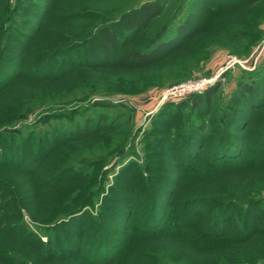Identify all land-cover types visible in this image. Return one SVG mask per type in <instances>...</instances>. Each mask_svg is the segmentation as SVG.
<instances>
[{"label":"trees","instance_id":"trees-1","mask_svg":"<svg viewBox=\"0 0 264 264\" xmlns=\"http://www.w3.org/2000/svg\"><path fill=\"white\" fill-rule=\"evenodd\" d=\"M258 1L182 0L167 9L174 0H150L105 18L95 14L97 2L102 5L104 0H16L14 5L0 0V264L65 263L47 233L81 221L84 213L60 224L56 220L94 207L104 193L106 178L96 172L109 159L86 158L79 151L102 139L103 131H114L117 117H109L108 103L84 102L93 94L126 93L117 82L133 81L136 75L143 78L144 89L158 81L172 85L212 55L209 43L238 46L257 37L264 22ZM103 17L105 23L90 24ZM153 23L154 35H144ZM81 29L87 34L78 38ZM143 38L149 40L144 43ZM16 50L24 58L10 55ZM164 69L170 70L166 77L145 76ZM171 76L168 82L165 78ZM219 89L213 85L165 105L156 117L163 129L153 128L150 138L162 150L154 155L163 157L155 169L162 175L144 183L137 174L127 181L132 183L129 189L109 187L104 201L112 204L113 213L107 222L97 216L87 219L96 227L91 238H79L82 259L74 264H175L170 255L177 261L183 258L184 264H264V114L254 115L264 106V73L242 77L226 116H213L206 125ZM37 104L47 112L29 122ZM248 106L250 114L244 111ZM185 110L190 114L182 119ZM162 118L166 120L158 121ZM107 143L120 152L122 143ZM208 144L210 153L203 155ZM177 149L183 155L175 154ZM172 165L177 171L169 177ZM79 182L83 187L71 193L60 187ZM190 188L202 193L188 198ZM61 207L65 209L59 211ZM139 210L142 218L133 231L143 227L140 233L153 240L120 244L107 235H119L117 225L126 227ZM208 213L212 216L204 219ZM260 244L257 255L251 252Z\"/></svg>","mask_w":264,"mask_h":264},{"label":"rangeland","instance_id":"rangeland-1","mask_svg":"<svg viewBox=\"0 0 264 264\" xmlns=\"http://www.w3.org/2000/svg\"><path fill=\"white\" fill-rule=\"evenodd\" d=\"M99 1H103V0H99ZM104 1L105 2L102 5H101L102 2H97L99 8L96 7L97 9H95L96 10L95 14L98 17H101L102 15L105 18L106 16L113 17L120 14L122 15L126 11L138 7L143 2L150 0H104ZM181 1L182 0H174V2H169V5L167 3L168 6L166 8L172 9L174 4H178ZM9 2L12 3V5H14L16 3V0H9ZM256 4L258 6L261 5L260 11L262 12L260 13L261 14L264 13V0H259L258 2H256ZM104 17L93 18V21L90 22V24L94 26H99L101 23L106 22L104 20ZM260 30H261V34L257 35V37L247 38L248 40L243 41L242 44L238 46H235L234 44L219 42V41L214 45L209 43L208 49L209 50L211 49L212 55L206 59L201 58V60L193 66L194 71L191 72L190 75H187L186 73L180 74L181 75L179 76L180 79L177 77L176 80L178 81H176L172 85L162 86L163 84H160V81L157 80L158 82L157 83L155 82L153 86L144 89L141 88V86L143 85L141 79L143 78L136 75L133 77V81L130 78H128V79H124L122 83L117 82L116 85L118 86V89H121V86L123 85L126 93L119 92L108 96H100L97 94H93L91 95L92 97H90V99L87 102H84L85 103L84 105H88L89 103H99V102L108 103L111 105L110 106L111 111L109 112L110 113L109 117H117V118L115 119L116 121H115L114 131L105 132V133L103 131L100 137L102 139H99L96 142L89 141L86 144V146L80 148V150L84 149V151H82L83 153L79 151L80 153L79 155H82L86 158H92L95 160L103 157L109 159L108 161L109 163L99 170L100 174L96 172V176L101 177L102 175H104L106 178L104 183V193L103 194L100 193L99 197L95 199V202L93 204L94 207H87L81 213L74 214L70 217L68 216L67 220L65 219L56 220L58 221V224H60L63 221H68L71 217L78 218L80 214L84 213L85 216L81 221L77 222L78 221L77 220L74 223H71L70 225L68 223V225L66 226L59 227L57 230L47 233V234L51 233L53 235V238L56 241V243L54 242L55 249H57V251H59V253H61L62 256H64L62 261L65 263L63 264H74L79 262V259H82L78 256L80 250L78 249L79 247L77 248V246L78 244H82L81 239L79 238L81 237V235L84 234L86 237L91 238L92 233L94 231V230L92 231L91 229H94L96 227L95 226L96 222H94L93 224L92 220L91 221L89 220V222H87V219H92L97 216L98 217L97 219L99 221L107 222L108 217L112 215L113 212L110 210L112 204L110 202L104 201L105 195L106 194L110 195V189H109L110 186L119 187V188L127 187V189H129L132 183H129L127 181H129L130 178L134 175L137 174L142 175L141 177H143L144 183H147L148 178L150 177L162 175L161 173L157 172V170L155 169L160 165L158 164V162L163 157L158 156L160 158L158 157L154 158V155L156 153H161L162 150L156 147L154 142L151 144L150 141L153 128L155 129L156 127H158L159 129H163L162 128L163 126L161 127V125H157L160 122L156 123L157 120L156 117L161 111H164V107L166 104L182 101L183 99L192 95L189 94L177 101H169L163 99L164 93L169 88L180 85L182 83H186L188 81H195L204 78L206 79L216 78L214 86L219 85L220 89L217 94L218 96L214 98L213 112L205 121L207 125L208 123H210L209 118L213 116L214 118L220 117L223 120V117L226 116V111H227L226 108H228L229 106V100H230L229 98L234 93V91H236L239 80L242 77H245L247 73H258V72L264 73V22L260 25ZM84 32H86L85 34H87V30L81 29L76 32L75 36L80 38V36L78 35H81ZM148 34H151L152 36L154 35V23L151 25L147 33H145L144 35H148ZM149 39L143 38V42L145 43V41ZM18 51L19 50H16L15 53H11V52L9 53L10 55H13L12 56L13 58L18 60L20 58H24L23 56L21 57L18 54ZM78 58L79 56H72V59L74 60ZM154 73L156 74L163 73L162 75L166 77L165 74H170V70L164 69L157 72L152 71L148 75L145 74V76H148L146 77L148 80L154 79L153 77L155 76ZM165 79H168V82L173 81L172 76ZM37 105L39 108L35 111V113L29 114V120H28L29 122L32 120L35 121L39 116L45 114L44 112H47V107L43 106L42 104L41 105L37 104ZM245 109H246L244 110L245 113H248V111L249 114L252 113V109L249 108V106L248 108L245 107ZM245 113L244 115H246ZM189 114H190L189 110H185L182 119H186L189 116ZM260 114H264V106L261 108L257 107V109L254 110L255 117ZM79 118L81 119V117ZM165 120L166 118H162V120H158V121H165ZM237 123L239 126H242L243 124L241 120H238ZM231 133L236 134L240 132L231 129ZM107 141L109 142L111 141L116 145L122 143V146H117L120 148L119 149L120 152L113 151V149H116L115 145H113V147H110ZM183 143L184 141L182 139L180 140V142H178V146H180ZM210 147L211 144L206 145V149L203 155L205 154L209 155ZM166 149L168 150V148ZM180 152L181 151H179V149L174 151V153L177 155H183V152L182 153ZM149 153H151V156ZM175 163H178V160H175ZM133 167L134 170L130 172V169ZM124 169H127L126 172H123ZM171 171L172 174L169 177H172V175L176 174L177 168L174 167V165H172ZM68 177L66 176L65 178L68 179ZM78 177L80 178L79 180L84 181V183H88L87 181L88 179L86 180L85 177H81V175H78ZM162 177L165 178L168 176L163 175ZM200 185L201 184L197 185L196 187H200ZM60 187L67 189V191L71 193L76 189L82 188L83 184L82 182L73 183V184L69 183V185L63 184ZM137 187L138 186H136V189ZM192 189L193 188H190V191L192 192L190 193V196H188V198L197 196L198 193H202V191H196ZM60 201H64V200L61 199ZM62 209H65V207H61V209L59 208V211H61ZM140 211L141 210L134 211L131 219L127 220L126 227L124 226V224H121V222L117 225V227L119 228L121 227L122 229L120 231H117L119 235L113 233H107V235L112 237L114 241L116 240L120 242V244H125L127 242L134 245L135 243L141 242V240L143 241L146 240L147 242H149V240L150 241L153 240V239L145 238L146 236L140 233L141 230L144 229L143 227L138 226L139 230H137V232L136 230L135 232L133 231V227H135L134 224L142 218ZM206 211L207 210H204L202 211V213ZM177 215H179V213H177ZM211 216L212 213H208V214H204L203 217L204 219H206V218H210ZM191 217L192 216H190V218ZM25 219H26L25 221L28 223V226L31 229H34L35 227L32 225V222L28 220L27 217ZM56 221H54L53 222L54 224L52 223L51 226H54L56 224L55 223ZM84 223L86 224L83 225ZM43 240L46 241L47 240L46 237H44ZM164 242L159 243L160 245V247L158 246L160 248L159 251L162 250L161 246H163L162 244ZM262 246L263 244L254 246L251 249V252H254L257 255V253L260 252V249L258 248ZM143 249L144 247H142L141 251H143ZM145 250L153 251V252L154 250L156 251L155 248L153 249L145 248ZM115 255H117V251H114L113 256ZM167 257L175 261L176 262L175 264H184L182 263L183 258L180 261H177L171 255ZM232 257L233 255H230L227 258V260L230 261ZM55 264H58V262H56Z\"/></svg>","mask_w":264,"mask_h":264},{"label":"built area","instance_id":"built-area-1","mask_svg":"<svg viewBox=\"0 0 264 264\" xmlns=\"http://www.w3.org/2000/svg\"><path fill=\"white\" fill-rule=\"evenodd\" d=\"M216 78L188 81L169 88L163 95L164 100L177 101L189 94L202 93L215 84Z\"/></svg>","mask_w":264,"mask_h":264}]
</instances>
